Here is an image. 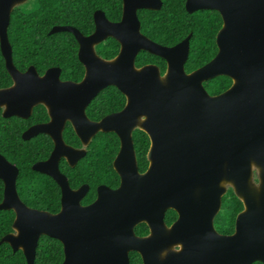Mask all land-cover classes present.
<instances>
[{"label":"water","instance_id":"95a60500","mask_svg":"<svg viewBox=\"0 0 264 264\" xmlns=\"http://www.w3.org/2000/svg\"><path fill=\"white\" fill-rule=\"evenodd\" d=\"M30 0H0V47L12 85L0 89L5 118H28L44 105L51 121L23 134L39 133L54 142L50 158L33 169L51 176L61 188L58 213L28 207L19 197L18 168L0 154L4 197L0 210H13V232L1 242L21 250L34 264L41 236L59 240L64 247L61 264H130V252L143 264H253L264 263V0H186L188 12L216 10L223 24L216 35L217 54L204 66L187 73L190 52L187 36L175 46L158 44L141 32L138 11L159 10L161 0H122L119 22L105 12L94 14L95 30L86 36L73 26H54L50 34L71 32L85 74L80 82L62 81L54 67L40 75L34 66L21 72L13 62L8 39L12 11ZM120 44L112 59H104L96 46L107 38ZM147 51L167 63L164 74L155 64L137 67L136 57ZM218 76L232 79L224 92L211 95L204 82ZM117 87L125 107L100 121L86 109L105 88ZM69 121L84 146L99 132H114L120 150L113 166L118 188L101 185L96 200L81 204L87 184L73 190L61 173L66 158L75 165L85 149L68 146L63 139ZM150 138L149 166L140 172L133 132ZM242 201L232 234L219 233L214 219L228 189ZM172 209L178 218L167 226ZM145 223L147 236H138Z\"/></svg>","mask_w":264,"mask_h":264},{"label":"trees","instance_id":"16d2710c","mask_svg":"<svg viewBox=\"0 0 264 264\" xmlns=\"http://www.w3.org/2000/svg\"><path fill=\"white\" fill-rule=\"evenodd\" d=\"M186 0H161L159 10L141 9L138 17L141 32L154 42L164 46H175L187 36L190 38V52L185 70L190 73L208 62L217 54L216 35L223 20L216 10L187 11ZM32 9L15 7L8 27V39L13 50V62L17 69L26 71L34 66L42 75L49 68L59 67L61 79L80 82L85 74L84 65L78 57L79 44L71 32L61 31L50 34L54 26H73L88 36L95 30L94 14L97 10L105 12L112 22H119L123 13L122 0H30ZM120 51V44L114 38H107L96 46L97 54L104 59H112ZM135 64L142 67L155 64L164 74L166 61L147 51H141ZM13 83L6 69L5 59L0 47V88ZM232 85V79L218 76L204 82L211 95L226 91ZM126 105L125 95L115 86L102 90L87 108V115L93 120L121 111ZM47 120L45 107L39 105L29 119L19 117L4 118L0 108V153L17 166L19 174L16 187L20 199L30 208L57 213L61 208V189L54 179L32 169L39 161L49 157L53 142L48 136H39L23 140L22 133L34 123ZM66 143L81 147V142L71 124L64 131ZM134 148L140 172L149 166L147 158L150 147L148 135L139 129L133 132ZM120 149V139L114 132H99L93 137L87 149V155L75 167L71 168L65 160L61 162V171L69 179L72 188L77 189L88 184L90 189L82 203L89 204L97 197V188L107 185L117 188L120 177L113 167V161ZM4 185L0 180V203L3 200ZM244 208L242 201L230 188L222 198V206L215 218V228L219 233L234 232L237 214ZM13 210H0V264H27L21 250L1 242L2 238L13 232L15 220ZM177 218L174 210H168L166 221L170 225ZM139 236L148 234V227L141 223L135 228ZM64 261L62 243L48 236H41L36 248L34 264H61ZM130 264H142L140 255L130 253ZM253 264H264L254 262Z\"/></svg>","mask_w":264,"mask_h":264},{"label":"flooded vegetation","instance_id":"af4514ba","mask_svg":"<svg viewBox=\"0 0 264 264\" xmlns=\"http://www.w3.org/2000/svg\"><path fill=\"white\" fill-rule=\"evenodd\" d=\"M52 68H54V67H52ZM50 69V68H49ZM28 70V69H27ZM26 70V71H27ZM37 70V69H36ZM21 72H25V71H21ZM38 72V71H37ZM39 73V72H38ZM40 74V73H39ZM41 75V74H40ZM43 75V74H42ZM60 79H61V74H60ZM62 80V79H61ZM62 81H69V80H62ZM10 87V86H9ZM5 88H8V87H5ZM0 89H4V88H0ZM39 105H42V104H38V105H36L35 107H37V106H39ZM90 105V104H89ZM88 105V106H89ZM43 107H45L44 105H42ZM34 107V108H35ZM1 109H2V115H3V108L2 107H0ZM34 108H33V111H34ZM88 108V107H87ZM45 109H46V113H47V120H45V121H41V122H38V123H34V124H32L31 126H29L25 131H23V133H22V139L23 140H25L24 138H23V134L26 132V131H28L30 128H32V127H34V126H36V125H42V124H47V123H49L50 121H51V119H50V116H49V113H48V110H47V108L45 107ZM33 111H32V113H33ZM32 113H31V115H32ZM113 114V113H112ZM31 115L28 117V118H22V117H19V118H21V119H24V120H26V119H29L30 117H31ZM86 115H87V109H86ZM4 117V116H3ZM12 117H18V116H12ZM87 117L90 119V120H92V121H97V120H93V119H91L88 115H87ZM5 118V117H4ZM8 118H11V117H8ZM104 118V117H103ZM98 121H100V120H98ZM68 123H70L69 121H67L66 123H65V126H64V129H63V139H64V131H65V129H66V125L68 124ZM71 124V123H70ZM71 126H72V124H71ZM72 128H73V126H72ZM74 129V128H73ZM74 132H75V130H74ZM108 133V132H107ZM75 134H76V132H75ZM98 134V133H97ZM96 134V135H97ZM77 135V134H76ZM95 135V136H96ZM117 135V134H116ZM39 136H48L51 140H52V138L49 136V135H47V134H45V133H39V134H37L36 136H34V137H32V138H36V137H39ZM78 137V136H77ZM149 137V136H148ZM32 138H30V139H32ZM79 138V137H78ZM30 139H28V140H30ZM93 139V138H92ZM120 139V138H119ZM150 139V138H149ZM79 140H80V138H79ZM92 141V140H91ZM91 141H90V143H91ZM52 142H53V140H52ZM64 142L66 143V141H65V139H64ZM80 142H81V140H80ZM134 142V141H133ZM89 143V144H90ZM68 146H71L72 148H75V149H85L86 150V155H87V149H88V146H89V144H88V146H84L83 145V143L81 142V147L80 148H76V147H74V146H72V145H70V144H68V143H66ZM150 144H151V142H150ZM120 145H121V143H120ZM54 147H55V145H54V142H53V149H52V151H51V153H50V155H49V157L47 158V159H45V160H42V161H39V162H43V161H46V160H48L49 158H50V156H51V154H52V152H53V150H54ZM150 148V147H149ZM135 149V148H134ZM120 150V149H119ZM149 151V150H148ZM136 153V152H135ZM1 154V153H0ZM1 155H3V154H1ZM85 155V156H86ZM4 156V155H3ZM84 156V157H85ZM5 157V156H4ZM84 157H82V158H84ZM6 158V157H5ZM81 158V159H82ZM116 158V157H115ZM137 158V157H136ZM7 159V158H6ZM81 159H79L78 160V162L81 160ZM8 160V159H7ZM62 160H65L66 162H67V164L71 167V168H73V167H75L76 165H77V163L75 164V165H70L69 164V162L67 161V159L66 158H61V160H60V162H59V168H60V171H61V162H62ZM9 161V160H8ZM10 162V161H9ZM114 162V161H113ZM11 163V162H10ZM36 163H38V162H36ZM35 163V164H36ZM12 164V163H11ZM14 165V164H13ZM34 166V165H33ZM33 166H32V169H33ZM17 167V166H16ZM114 167V166H113ZM19 170V169H18ZM34 170V169H33ZM36 171V170H35ZM38 172V171H37ZM41 173V172H40ZM61 173L62 174H64L66 177H67V179H68V176L64 173V172H62L61 171ZM43 174V173H42ZM47 175V174H46ZM119 176V175H118ZM51 177V176H50ZM1 180V179H0ZM2 181V180H1ZM55 181V180H54ZM3 182V181H2ZM17 182V181H16ZM56 182V181H55ZM68 182H69V179H68ZM120 182H121V179H120ZM57 183V182H56ZM69 184H70V182H69ZM3 185H4V182H3ZM83 185H85V184H83ZM83 185H81V186H83ZM88 185V184H87ZM120 185V184H119ZM70 186H71V184H70ZM80 186V187H81ZM89 186V185H88ZM101 186V185H100ZM107 186V185H106ZM60 187V186H59ZM79 187V188H80ZM99 187V186H98ZM109 187V186H108ZM119 187V186H118ZM117 187V188H118ZM71 188H72V186H71ZM79 188H77V189H79ZM111 188V187H110ZM61 189V188H60ZM73 190H77V189H74V188H72ZM89 189H90V187H89ZM98 189V188H97ZM113 189H115V188H113ZM88 192H89V190H88ZM87 192V193H88ZM87 195V194H86ZM85 195V196H86ZM3 197H4V195H3ZM61 197H62V192H61ZM97 198V197H96ZM84 199V198H83ZM83 199H82V201H83ZM96 200V199H95ZM94 200V201H95ZM82 201H81V204L82 205H84V206H87V205H89V204H91V203H93V202H91V203H89V204H83L82 203ZM61 209V208H60ZM169 210H172V209H169ZM60 211V210H59ZM58 211V212H59ZM57 212V213H58ZM167 212H168V210L166 211V213H165V217H164V221H165V223H166V225L167 226H170V225H172L173 224V222H175L176 220H177V218H178V214H177V218H176V220H174L173 222H172V224H168L167 223V221H166V215H167ZM217 216V215H216ZM216 218V217H215ZM214 221H215V219H214ZM235 221H236V219H235ZM147 225V224H146ZM138 226V225H137ZM214 226H215V223H214ZM147 227H148V225H147ZM216 229V228H215ZM217 230V229H216ZM234 230H235V228H234ZM149 233H150V229H149V227H148V234H146V235H144V236H147V235H149ZM232 234V233H231ZM139 236V235H138ZM142 237V236H141ZM63 245V244H62ZM133 252H135V251H133ZM131 253V252H130ZM137 253V252H136ZM139 254V253H138ZM140 255V254H139ZM129 256H130V254H129ZM140 257H141V255H140ZM141 259H142V257H141ZM142 264H143V260H142Z\"/></svg>","mask_w":264,"mask_h":264},{"label":"rangeland","instance_id":"374dc122","mask_svg":"<svg viewBox=\"0 0 264 264\" xmlns=\"http://www.w3.org/2000/svg\"><path fill=\"white\" fill-rule=\"evenodd\" d=\"M24 5H26V9H32L35 5H34V2H32V3H29L28 4V2L26 3V4H24ZM24 5H22V6H20V7H23Z\"/></svg>","mask_w":264,"mask_h":264}]
</instances>
